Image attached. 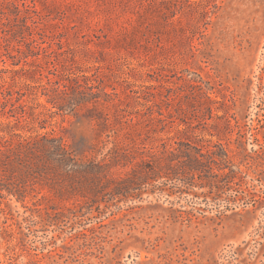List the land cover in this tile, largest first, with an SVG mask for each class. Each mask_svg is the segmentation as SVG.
Masks as SVG:
<instances>
[{"label": "rangeland", "instance_id": "1", "mask_svg": "<svg viewBox=\"0 0 264 264\" xmlns=\"http://www.w3.org/2000/svg\"><path fill=\"white\" fill-rule=\"evenodd\" d=\"M0 264H264V0H0Z\"/></svg>", "mask_w": 264, "mask_h": 264}, {"label": "trees", "instance_id": "2", "mask_svg": "<svg viewBox=\"0 0 264 264\" xmlns=\"http://www.w3.org/2000/svg\"><path fill=\"white\" fill-rule=\"evenodd\" d=\"M191 146V145H189ZM195 150H197L198 152H196V154H198L200 157H204L206 155L201 153V149L194 147ZM174 150L171 151L170 155L168 156L166 159L165 158H161V155H164V152H160L156 154L155 156V161L156 164L158 165L157 168L160 169L162 171L163 167H162V160H166L165 161V165L164 167H167L168 169L171 168L172 165H174V160L177 161L178 157H176ZM211 154H213V152H211V150H208L207 156L209 157ZM227 156V154L225 155ZM188 157V162H186L187 167H189V173L192 174V176H198L199 179L203 180V178H206V181H208V185L209 187L213 190H224L227 187H233V184H237V182H235V179L238 177L236 174H232L233 171H230L229 173L223 172L220 174H215L212 172V168H210L209 172L211 173L210 175H205V173L207 172L204 169V163L200 160L201 158L196 157L193 161L192 159L187 155ZM186 157V158H187ZM179 163V162H178ZM177 163V164H178ZM220 168V167H218ZM223 168H220L219 170H222ZM175 179H178L177 177H175ZM212 179H217V181H212ZM237 192V200H244L243 197V193L241 191H236ZM251 201V200H249Z\"/></svg>", "mask_w": 264, "mask_h": 264}]
</instances>
